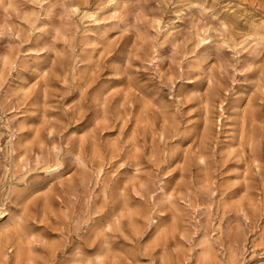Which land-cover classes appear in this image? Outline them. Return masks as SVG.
<instances>
[{
  "label": "rangeland",
  "instance_id": "1",
  "mask_svg": "<svg viewBox=\"0 0 264 264\" xmlns=\"http://www.w3.org/2000/svg\"><path fill=\"white\" fill-rule=\"evenodd\" d=\"M0 264H264V0H0Z\"/></svg>",
  "mask_w": 264,
  "mask_h": 264
}]
</instances>
